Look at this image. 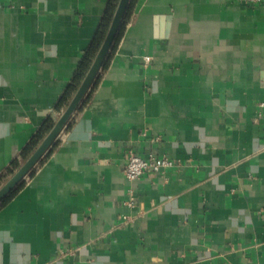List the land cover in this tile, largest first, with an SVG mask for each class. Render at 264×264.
<instances>
[{"label": "crops", "instance_id": "obj_1", "mask_svg": "<svg viewBox=\"0 0 264 264\" xmlns=\"http://www.w3.org/2000/svg\"><path fill=\"white\" fill-rule=\"evenodd\" d=\"M109 1L0 0V179L65 109ZM131 4L84 102L0 204V264H264V0ZM131 150L176 164L132 182Z\"/></svg>", "mask_w": 264, "mask_h": 264}, {"label": "water", "instance_id": "obj_2", "mask_svg": "<svg viewBox=\"0 0 264 264\" xmlns=\"http://www.w3.org/2000/svg\"><path fill=\"white\" fill-rule=\"evenodd\" d=\"M131 0H119L104 40L96 53L90 68L66 108L60 113L50 131L26 158L21 166L0 186V204L31 173L55 144L62 130L73 118L91 91L96 79L111 54L112 48L124 23Z\"/></svg>", "mask_w": 264, "mask_h": 264}, {"label": "trees", "instance_id": "obj_3", "mask_svg": "<svg viewBox=\"0 0 264 264\" xmlns=\"http://www.w3.org/2000/svg\"><path fill=\"white\" fill-rule=\"evenodd\" d=\"M118 2H119V0H110L109 1V4L107 6V9L105 11V15L101 21L100 26H99V29H98L95 37L91 41L90 45L86 49L85 54L82 58V61L78 67V70H77L72 82L67 87L64 94L62 95V97L59 101V106L66 108V106L70 102L71 98L73 97L74 93L76 92L77 88L79 87L81 81L83 80L84 76L86 75L88 69L90 68V65H91L96 53L98 52V50H99V48H100V46L104 40V37L108 31V28L110 26V23H111V20H112V17H113V14H114V11L117 7ZM131 10H132V4H130V6H129V9H128L127 14L125 16L124 23H123V25L119 31L118 37L115 41V44L112 48V51H114V49L116 48L118 41L120 40V38L123 34L124 28H125L128 20H129V18H130ZM112 51H111V53H112ZM110 55H109V57H110ZM53 124H54L53 120H49L41 127V129L32 138V140L28 144L27 148L23 152L24 157H28L30 155V153L37 147V145L42 141V139L50 131ZM20 165H21V163L18 160H15L13 162L12 166L9 168L8 173L0 179V183L2 181L6 180L10 175H12L20 167ZM23 183H24V181L5 200L2 201L1 205L5 204L17 192V190L23 185Z\"/></svg>", "mask_w": 264, "mask_h": 264}, {"label": "built area", "instance_id": "obj_4", "mask_svg": "<svg viewBox=\"0 0 264 264\" xmlns=\"http://www.w3.org/2000/svg\"><path fill=\"white\" fill-rule=\"evenodd\" d=\"M244 3H255L263 0H241ZM145 61L151 60V56H145ZM260 114L264 116V99L259 102ZM176 164V161L165 155H157L150 153L148 156H142L138 152L130 151L128 154V160L125 166V175L132 181L136 182L140 177L148 170H153L157 173H163L167 169ZM135 190V189H132ZM132 201L129 202L132 205Z\"/></svg>", "mask_w": 264, "mask_h": 264}, {"label": "rangeland", "instance_id": "obj_5", "mask_svg": "<svg viewBox=\"0 0 264 264\" xmlns=\"http://www.w3.org/2000/svg\"><path fill=\"white\" fill-rule=\"evenodd\" d=\"M20 166H21V165H20ZM10 176H11V175H10ZM10 176H9V177H10ZM9 177H8V178H9ZM8 178H7V179H8ZM7 179H6V180H7ZM6 180H4L2 183H0V186H1Z\"/></svg>", "mask_w": 264, "mask_h": 264}]
</instances>
